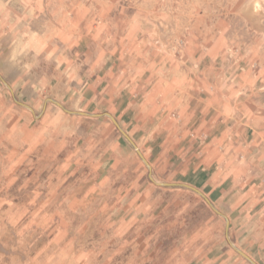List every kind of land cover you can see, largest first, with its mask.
I'll list each match as a JSON object with an SVG mask.
<instances>
[{"label": "crops", "instance_id": "1", "mask_svg": "<svg viewBox=\"0 0 264 264\" xmlns=\"http://www.w3.org/2000/svg\"><path fill=\"white\" fill-rule=\"evenodd\" d=\"M106 1L51 0L44 7L39 0H2L0 51L13 62L33 57L24 67L42 70L33 82L24 72L13 86L33 87V116L40 112L45 123L55 97L51 105L43 101L42 88L61 103L70 96L71 104L100 111L95 119L120 122L129 138L145 137L144 151L158 153L153 168L200 189L229 219L228 232L260 233L250 244L264 264V0L237 1L251 39L230 33L229 14L215 20L205 10L188 31L176 30L172 40L183 36L185 46L175 56L153 41L159 26L150 29L147 6L116 12V1ZM212 232L206 224L205 235L175 241L167 263H228L231 257H213ZM146 233L155 238V231Z\"/></svg>", "mask_w": 264, "mask_h": 264}, {"label": "rangeland", "instance_id": "2", "mask_svg": "<svg viewBox=\"0 0 264 264\" xmlns=\"http://www.w3.org/2000/svg\"><path fill=\"white\" fill-rule=\"evenodd\" d=\"M39 1L47 7L51 0ZM115 1L116 12L147 6L149 27L159 26L160 32L152 39L167 55L183 51L185 39L173 41L175 32L188 31L205 10L215 20L229 14L230 33L251 39L236 13L238 0ZM1 52L0 264H169L175 241L205 235L206 224L213 225V257H231L224 264H259L250 243L260 233L228 232L229 219L200 189L177 183L167 169L153 168L158 153L144 151L145 137L129 138L120 122L106 115L95 119L100 111L71 104L76 100L69 101L70 96L62 104L44 88L43 101L55 97L53 103L47 100L53 114L47 123L40 112L33 116V87L13 85L24 72L33 82L42 70L24 67L33 57L14 63L12 55ZM21 60L23 67H15ZM45 128L46 135L33 136ZM147 230L155 231V238L149 239ZM145 233L149 246L142 242Z\"/></svg>", "mask_w": 264, "mask_h": 264}]
</instances>
